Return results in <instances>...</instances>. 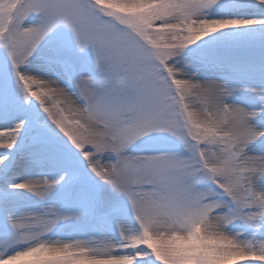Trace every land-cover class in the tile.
<instances>
[{
	"label": "snow or ice",
	"instance_id": "6c2138e0",
	"mask_svg": "<svg viewBox=\"0 0 264 264\" xmlns=\"http://www.w3.org/2000/svg\"><path fill=\"white\" fill-rule=\"evenodd\" d=\"M120 3L143 11L118 15L97 0H0V48L25 103L39 102L22 113L10 105L6 82L0 84V120L18 121L0 130V215L6 218L0 264H262L264 191L257 186L264 181V130L253 121L264 117V89L253 90L259 111L228 105L232 90L196 81L170 61L197 45L186 57L193 67L242 68L264 78V35L259 42L227 35L264 34V0ZM37 62L57 79L22 70ZM45 132L70 144L101 185L90 187L77 174L64 194L83 202L75 215L49 208L18 218L12 192L43 199L60 181L9 183L10 175L35 165L72 166ZM168 137L188 155L160 148ZM140 144L148 151H131ZM201 146L211 147V156ZM203 181L216 184L235 210L218 211L226 205L199 190ZM129 209L134 219L119 229L118 241L42 239L60 228L87 230L97 220L111 225L127 219ZM71 220L77 223L61 224ZM235 222L251 239L228 230Z\"/></svg>",
	"mask_w": 264,
	"mask_h": 264
},
{
	"label": "rangeland",
	"instance_id": "374dc122",
	"mask_svg": "<svg viewBox=\"0 0 264 264\" xmlns=\"http://www.w3.org/2000/svg\"><path fill=\"white\" fill-rule=\"evenodd\" d=\"M97 3L104 8L113 10L118 15L136 16L143 11V8L141 7L124 6L120 3V0H97ZM227 35L242 38L247 41L259 42L262 35L264 34H262L259 30H240L237 32H229ZM199 43L201 45L203 44V42ZM46 48L47 44L42 45L38 52H41ZM196 48L197 45L190 46L183 56L175 58L173 61H170V63L174 64L176 69L186 73L187 76L193 78L196 81L204 83H217L225 86L227 89L232 90L231 95H229L225 101L226 104L240 106L248 110L259 111V98L256 95V92L253 91L264 89V78L261 77L259 72L254 75H249L242 68H238L229 72H221L214 68H206L203 66L193 67L191 59L186 57H189V53ZM258 56L259 51L257 50V57ZM36 59L39 60V56H37ZM185 65H187V67H185ZM22 70L29 75L45 80L57 79L56 74L48 72L45 66L40 62L26 64ZM5 82L7 84L10 105L15 106V108L20 110L22 113H31L33 111V105L36 108H39V102L35 100H32L27 104L25 103L20 87L11 71V64L7 54L4 49L0 48V84ZM64 86L65 84L61 83V87ZM65 115H67V113H65ZM17 122L18 121L15 119L8 121L0 120V130L4 129L5 124L11 128V126ZM253 124L259 130H264V117L254 120ZM45 137L47 142L55 147L62 160H70L72 162V166L67 167L62 162L54 166L35 165L10 175L8 177L9 183H19L26 180H47L49 182H54L57 180L60 181L54 190L43 199L27 192H12V197H19V199L16 201V216L18 218L37 216L44 213L45 210L49 208L57 210L61 215H75L79 211L83 202L77 199H72L71 201L66 200L64 198V194L73 185L74 177L77 174L79 175L80 179L87 183L90 187L101 185V182L91 174L87 166L82 161V158L79 157L76 150L72 148L70 144L61 143L60 140H57L48 132H45ZM29 140L30 137L27 135L21 138V142L24 144H27ZM201 147L203 148L208 146ZM160 148L171 154L179 153L185 156L188 155V153L184 150V146L173 137H168L165 141H163L160 144ZM215 150L219 151V146H217ZM13 151H15V149ZM131 151L138 154H144L146 151H148V149L144 144H140L131 149ZM152 151H154V149ZM206 151L209 156H211L213 149L208 147ZM250 154L260 155L262 153L250 152ZM199 190L215 193L213 199L223 205H226V207H223L218 211L226 212L228 208L235 210L229 198L222 192L221 189L216 186V184L212 183L211 181L201 182L199 185ZM257 190L264 191V181H262L257 186ZM2 203L3 201L0 200V205H2ZM133 219L134 217H132L131 211L129 209L127 219L117 220L111 225L105 224L102 220H97L95 224L89 227L87 230L79 231L75 230L74 228H60V230H54L53 232L47 233L44 237H42V239L49 242H69L77 239L88 241L111 239L113 241H118L120 239L119 229L121 227H127L132 223ZM5 222L6 218L3 215H0V231L3 230V225ZM66 223L75 225L77 222L75 220L61 222V224ZM228 230L232 233H242L240 236L241 240L251 239V236L245 232L239 222H235L234 224L230 225ZM147 242L150 245L153 243L150 239ZM262 264H264V262H262Z\"/></svg>",
	"mask_w": 264,
	"mask_h": 264
}]
</instances>
